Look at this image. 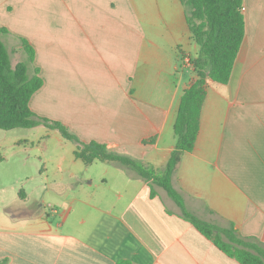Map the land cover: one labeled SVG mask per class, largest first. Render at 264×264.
<instances>
[{
  "label": "crops",
  "instance_id": "1",
  "mask_svg": "<svg viewBox=\"0 0 264 264\" xmlns=\"http://www.w3.org/2000/svg\"><path fill=\"white\" fill-rule=\"evenodd\" d=\"M242 12L245 35L230 79H207L194 148L171 183L188 212L233 225L264 251V0H242ZM0 27L8 29L4 43L21 49L24 37L35 50L30 67L43 79L30 99L36 114L162 176L199 52L179 0H0ZM150 137L153 143L144 142ZM48 142L32 157L20 140L0 157L33 167L0 200L3 264H241L202 235L153 178L106 161L86 164L64 152L72 142L61 136L54 143L60 152L47 155ZM47 195L51 202L41 204Z\"/></svg>",
  "mask_w": 264,
  "mask_h": 264
},
{
  "label": "trees",
  "instance_id": "2",
  "mask_svg": "<svg viewBox=\"0 0 264 264\" xmlns=\"http://www.w3.org/2000/svg\"><path fill=\"white\" fill-rule=\"evenodd\" d=\"M179 1L186 9L187 24L193 39L199 45V52L190 61L196 77L180 98L173 124L175 143L162 176L155 177L146 169L136 166L133 158L111 151L106 143L84 141L62 122L36 114L30 107V99L42 86L43 79L38 74V68L31 75L27 72V65L30 66L34 60L35 50L26 38L20 37L26 61L12 65L8 48L1 38L2 34L8 33L5 27H0V129L33 128L43 124L58 130L63 139L72 142L75 145V157L86 164L94 160L106 161L132 168L138 176L146 180L153 178L181 209V214L223 253L241 264H264V251L258 245L241 239L233 225L230 228L219 227L188 212L180 193L171 183L172 174L182 155L194 148L199 130L200 110L206 95V81L208 78L222 84L229 81L245 35L242 0ZM154 141L155 137L144 140L150 143ZM150 195H154L153 190ZM5 262L6 259H3L0 264ZM115 264L132 263L120 259Z\"/></svg>",
  "mask_w": 264,
  "mask_h": 264
},
{
  "label": "rangeland",
  "instance_id": "3",
  "mask_svg": "<svg viewBox=\"0 0 264 264\" xmlns=\"http://www.w3.org/2000/svg\"><path fill=\"white\" fill-rule=\"evenodd\" d=\"M5 44L7 45L8 51L10 53V59L12 65H15L17 62L20 61H26V57L24 52H22V49H17L16 43H13L11 41H5ZM15 44V45H14ZM15 50H18L16 52ZM20 50V51H19ZM28 69L27 72L29 75L33 74L32 73V68L27 65ZM60 136V133L58 130L55 129H50L43 124L40 125L39 127L35 128H16L14 130H1L0 129V157L1 155L9 154L11 152V149L15 144L22 140L24 143L21 145L27 146L28 148H32L30 150L31 156L40 153L41 151L38 150V144L43 140V138H46L49 142L47 144L48 149H44L47 154L49 148L50 151L47 155L49 154H55L59 153L60 151L57 149L55 146V137ZM15 143V144H14ZM44 144H41L43 146ZM69 148H67L64 152H67L69 156H73V151H74V145L73 143L68 144ZM40 146V145H39ZM23 147V146H20ZM19 147V148H20ZM23 151V150H22ZM20 157L17 156H9L8 161L2 162L0 159V200L1 197L4 196L9 199L11 195L13 194L11 185H18L19 187L21 186L19 179L24 178L25 175H28L33 171L32 166H28L25 168H22L18 162V159ZM33 161H30L32 163ZM48 170L53 173L55 172V166L54 163L48 164L47 166ZM3 186H8V189H1ZM48 202H51V198L49 195L44 196V201L41 204H46ZM36 205V203L32 204V206ZM41 208L48 209L46 208L45 205H40ZM4 219V215L0 212V219Z\"/></svg>",
  "mask_w": 264,
  "mask_h": 264
},
{
  "label": "built area",
  "instance_id": "4",
  "mask_svg": "<svg viewBox=\"0 0 264 264\" xmlns=\"http://www.w3.org/2000/svg\"><path fill=\"white\" fill-rule=\"evenodd\" d=\"M187 62L189 61V59H185Z\"/></svg>",
  "mask_w": 264,
  "mask_h": 264
}]
</instances>
